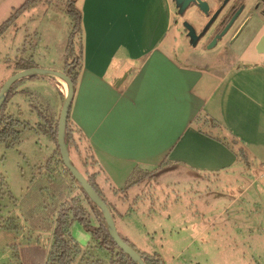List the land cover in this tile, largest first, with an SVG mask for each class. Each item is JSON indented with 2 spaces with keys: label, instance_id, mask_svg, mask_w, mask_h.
Here are the masks:
<instances>
[{
  "label": "rangeland",
  "instance_id": "rangeland-1",
  "mask_svg": "<svg viewBox=\"0 0 264 264\" xmlns=\"http://www.w3.org/2000/svg\"><path fill=\"white\" fill-rule=\"evenodd\" d=\"M26 1L0 0V27L14 18ZM35 1L0 36V88L17 63L28 61L53 71H62L65 66L71 32L68 8L73 0ZM79 2L74 1L77 8ZM256 2L250 0V8ZM257 12L250 9V54L243 59L234 55L224 61L187 60L194 51L179 36L170 45L176 52L174 58L184 65L218 73L219 79L231 66H250V99L263 101L264 55L258 54L256 39L264 30V18H259ZM78 46L76 43V51ZM235 47L236 53L242 51V45ZM258 79L263 80L260 87L251 84ZM49 80L51 85L42 79L25 81L5 106L4 116L18 120L19 134L14 143L0 142V264H45L53 243L59 201L49 191L45 174L49 168L60 182L62 168L55 165L58 155L48 131L62 105L57 90L65 93L66 84L59 79ZM233 81L243 82L244 77H226L219 92L224 98L231 93ZM241 90L248 91L243 86ZM262 114L250 116V130L237 127L250 140L249 160L243 162L246 160L239 155L243 166L220 182L210 178L207 184L192 180L183 184L184 176L178 171L158 177L156 174L162 170L139 172L134 177L138 186L122 196L124 204L118 210L112 205L116 196L106 191L116 229L126 243L146 255H158L163 264H264V150L255 145L257 131L263 127ZM219 116L227 117L224 112ZM218 131L219 135L225 136L226 132L232 140H238L228 131ZM80 147L82 155L90 158L84 141ZM72 162L85 173L75 156ZM127 178H112V187L123 188ZM90 224L96 226L93 218ZM69 231L82 251L95 253L91 235L79 223L74 222ZM98 256L105 261L108 258L102 251Z\"/></svg>",
  "mask_w": 264,
  "mask_h": 264
},
{
  "label": "crops",
  "instance_id": "crops-1",
  "mask_svg": "<svg viewBox=\"0 0 264 264\" xmlns=\"http://www.w3.org/2000/svg\"><path fill=\"white\" fill-rule=\"evenodd\" d=\"M78 8L83 53L70 120L95 162L88 173L96 174L105 199L106 191L116 196L115 210L124 204L122 196L138 186L128 187L139 172L162 170L158 177L178 171L183 184H207L248 162L250 140L237 127L248 131L250 116L262 112L264 117V100L250 99V66H231L222 80L218 73L176 60L169 0H80ZM127 70L116 88L115 78ZM239 75L244 81H233L224 98L222 82ZM31 79L51 85V78ZM251 84L260 87L263 80ZM222 112L226 118L219 116ZM219 127L238 140L226 132L219 135ZM261 130L255 145L264 150V121ZM125 176L121 189L128 188L115 194L120 189L112 187V178Z\"/></svg>",
  "mask_w": 264,
  "mask_h": 264
},
{
  "label": "trees",
  "instance_id": "trees-1",
  "mask_svg": "<svg viewBox=\"0 0 264 264\" xmlns=\"http://www.w3.org/2000/svg\"><path fill=\"white\" fill-rule=\"evenodd\" d=\"M74 1L75 0L71 2L68 8V14L71 20V32L68 44L66 46L65 66L62 70V73H65L69 76L75 89L79 72L81 70L83 41L82 14L81 10L75 6ZM35 2V0H27L25 4H23L18 10H16V13L13 16L14 18H11V20L5 22L0 27V36L9 27V25L14 22L16 16H19L26 10L32 8ZM74 38L77 40H74ZM76 43H78L79 45L78 51H76L75 48ZM74 58L75 61L72 65H70L69 61L73 60ZM33 67L37 66L32 62L23 61L17 63L15 71L12 73V75L18 71ZM33 77L36 76H32L29 78ZM29 78L17 82L11 88L6 97L4 105L0 110V142L6 145L14 143L19 134V131L17 130L18 120L16 118H14L13 120L12 116L8 120V118H5L4 116L7 113L5 111L6 103L17 91L18 86L24 83ZM57 93L63 102L64 96L58 90ZM57 124L58 118L54 122V125H51V127H49L48 136L56 146V154L58 155V159L55 162V165L56 167L58 165L61 166L62 173L59 174L60 182L55 180V176L53 175L54 173H52L53 171H50L49 168L47 169V172L45 174L47 176L46 182L49 191H52V195H57L59 201L57 205V218L54 223L55 228L53 232V243L48 253L47 261L45 264H134L131 259L115 245L108 234L106 223L102 217L101 212L90 201L87 195L83 192L81 186L76 182V180H74L72 175L64 168L59 156V149L57 146ZM65 141L69 150V154L75 156L76 160L85 170V173H83L84 177L88 180L89 184L94 188V190L99 194V196L109 207L106 199L104 198L96 183V174L93 173L91 175L88 173L89 166L92 167L95 162L91 156L90 158H88L86 155L85 157L82 155L83 151L81 150L80 144L82 141H84V136L82 135L80 130L73 126L70 120V109L66 125ZM239 153L240 155H242L241 152ZM136 181L137 180L132 179L128 187L137 184L138 182ZM128 187H126L125 189H127ZM125 189L115 190L114 193H124ZM83 203H85V206ZM91 218L95 220L96 226H91ZM74 222L79 223L83 227V229L91 235L92 242L95 243V246H93L92 250H94L95 253H89L88 250L82 251V249L73 239L69 230ZM123 240L126 242L125 239ZM100 251L105 252L106 256H108L106 261L103 260V258H101L100 256L97 257ZM137 252L144 258L145 264H163L159 256L156 254L151 256L139 251Z\"/></svg>",
  "mask_w": 264,
  "mask_h": 264
},
{
  "label": "flooded vegetation",
  "instance_id": "flooded-vegetation-1",
  "mask_svg": "<svg viewBox=\"0 0 264 264\" xmlns=\"http://www.w3.org/2000/svg\"><path fill=\"white\" fill-rule=\"evenodd\" d=\"M202 1L206 10H199L197 6L190 4L181 11L174 0H169L171 31L177 37L183 38L187 46L194 51V56L191 54L187 60L224 61L230 56L236 55L235 57L243 59L248 52L250 54V9L255 12L258 10V17L264 18V0H257L251 8L250 0ZM189 31L196 40L193 47L189 46ZM236 45L243 46L241 52H235ZM172 54H176L175 50Z\"/></svg>",
  "mask_w": 264,
  "mask_h": 264
},
{
  "label": "water",
  "instance_id": "water-1",
  "mask_svg": "<svg viewBox=\"0 0 264 264\" xmlns=\"http://www.w3.org/2000/svg\"><path fill=\"white\" fill-rule=\"evenodd\" d=\"M176 2V6L180 7V10L185 7L191 5H195L199 10L205 9V3L202 0H174ZM188 27V25H185ZM190 29V28H189ZM187 38L190 40L189 46L193 47L195 45V37L191 31L188 32ZM256 49L258 54L264 55V33L258 39ZM128 71L123 72L120 77L115 78L114 86L119 88L123 82L126 80L128 75ZM32 76H40L47 77L52 79H61L66 83V93L64 96V100L62 102L59 116H58V124H57V146L59 149V156L63 163L64 168L72 175L74 180L81 186L83 192L87 195L90 201L97 207V209L101 212L102 217L106 223L107 231L110 238L113 240L115 245L125 254L127 255L134 264H145L144 258L133 248H131L118 234L116 229L111 211L103 199L99 196V194L94 190V188L89 184L88 180L84 177V175L73 165L70 160L69 150L65 141V133H66V125L68 119V113L71 106V102L74 95V86L69 78V76L65 73L59 71H53L49 69H43L38 67H33L25 70L18 71L10 76L1 86L0 88V110L5 103L6 97L10 92L11 88L19 81L32 77Z\"/></svg>",
  "mask_w": 264,
  "mask_h": 264
},
{
  "label": "bare ground",
  "instance_id": "bare-ground-1",
  "mask_svg": "<svg viewBox=\"0 0 264 264\" xmlns=\"http://www.w3.org/2000/svg\"><path fill=\"white\" fill-rule=\"evenodd\" d=\"M59 80H61V79H59ZM62 81V80H61ZM63 83H65L64 81H63ZM66 84V83H65Z\"/></svg>",
  "mask_w": 264,
  "mask_h": 264
}]
</instances>
